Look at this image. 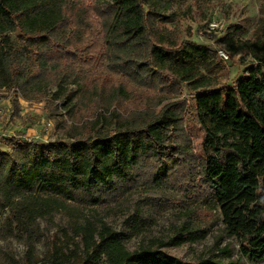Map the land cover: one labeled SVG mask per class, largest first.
<instances>
[{"label": "trees", "instance_id": "obj_1", "mask_svg": "<svg viewBox=\"0 0 264 264\" xmlns=\"http://www.w3.org/2000/svg\"><path fill=\"white\" fill-rule=\"evenodd\" d=\"M187 1L0 0V98L13 94L22 124L18 97L45 101L64 134L45 143L0 127V264H19L10 238L25 241L27 264H165L159 249L204 239L213 218L241 257L264 263V0L251 38L223 47L161 28ZM218 51L250 58L230 87ZM152 189L176 195L183 221L130 251L96 209ZM39 221L60 234L41 259Z\"/></svg>", "mask_w": 264, "mask_h": 264}, {"label": "rangeland", "instance_id": "obj_2", "mask_svg": "<svg viewBox=\"0 0 264 264\" xmlns=\"http://www.w3.org/2000/svg\"><path fill=\"white\" fill-rule=\"evenodd\" d=\"M193 2L195 4L187 1L175 6L159 22L161 28L170 32L179 41L195 40L210 47H223L228 41L239 43L251 38L260 17L259 8L262 0H193ZM171 14H174V22ZM210 25H215V29L208 32ZM219 57L227 69L219 87H230L234 81L244 76L251 65L246 53L235 57L227 56V59ZM95 70L97 69L93 67L91 71L85 72L93 74ZM73 89V86L69 87V91ZM54 91L55 87L52 86L50 94ZM12 95L11 92L5 93L0 98V109H2L0 127L5 128V137L22 135L25 139L45 143L64 139L63 131L57 129L56 122L45 118L43 114L46 109L45 101L28 102L18 97V103L21 106L20 117L26 122L22 124L21 120L12 121L10 117ZM181 98L189 99L190 97L184 93ZM61 105L58 103V107ZM59 112L66 117L60 108ZM91 119L90 115L80 118L82 122ZM187 134L194 152L198 153L200 132L193 127ZM260 185L264 188V176L260 179ZM179 212L180 207L174 193L166 189H152L135 193L125 203L112 207L111 210L98 207L95 214L121 233L127 248L133 251L141 242L146 243L152 239L166 241L173 236L175 229L183 221ZM56 220L57 223L63 221L60 218ZM208 223L207 235L204 239L180 247L159 249L165 264H201L205 260L218 264H253L247 258L241 257L237 243L223 234L221 230L223 226L219 219L213 218ZM59 237L56 227H49L44 221H39L35 233L36 256L41 259L46 249ZM6 245L14 253L19 264H27L25 261L27 245L24 240L10 238Z\"/></svg>", "mask_w": 264, "mask_h": 264}, {"label": "built area", "instance_id": "obj_3", "mask_svg": "<svg viewBox=\"0 0 264 264\" xmlns=\"http://www.w3.org/2000/svg\"><path fill=\"white\" fill-rule=\"evenodd\" d=\"M215 29V25H210L209 27H208V32H210V31H213ZM206 31V32H207ZM218 54H219V56H221V57H223V58H225V59H227V56L225 55V53L223 52V51H218ZM2 113V109H0V114Z\"/></svg>", "mask_w": 264, "mask_h": 264}]
</instances>
